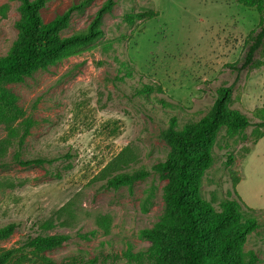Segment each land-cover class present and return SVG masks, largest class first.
Masks as SVG:
<instances>
[{"label":"rangeland","instance_id":"rangeland-1","mask_svg":"<svg viewBox=\"0 0 264 264\" xmlns=\"http://www.w3.org/2000/svg\"><path fill=\"white\" fill-rule=\"evenodd\" d=\"M104 1L73 10L58 36L85 30ZM79 2L46 0L41 21ZM19 5L20 0H0V56L17 45ZM145 8L159 15L131 23L123 18ZM257 22V11L235 0H114L95 40L66 49L20 79L2 80L23 115L34 120L21 159L71 154L69 160L22 166L13 160L14 144L0 158V227L17 225L0 237V252L20 246L27 235H67L42 252L23 248L7 264H155L129 254L149 248L142 231L166 214L167 174L151 170L173 150L162 132H180L204 115L220 86L232 87V108L248 114L264 106V67L236 73L225 66L240 58L244 37ZM255 57L262 59L259 52ZM124 60L133 69L128 76L120 66ZM144 83H159L163 92L134 95ZM6 129L0 123V139ZM250 130L243 133L247 139L217 131L199 194L216 210L221 201L237 196L252 209L258 227L242 248L255 252L254 264H264V136L253 144ZM139 168L150 173L131 183L105 185L110 176Z\"/></svg>","mask_w":264,"mask_h":264},{"label":"trees","instance_id":"trees-1","mask_svg":"<svg viewBox=\"0 0 264 264\" xmlns=\"http://www.w3.org/2000/svg\"><path fill=\"white\" fill-rule=\"evenodd\" d=\"M92 0H80L47 22H42L39 10L46 0H20L19 39L16 47L7 55L0 56V82L20 79L38 68L57 60L68 48L92 42L102 34L100 24L104 13L109 12L114 0H105L96 10L86 29L68 36L60 37L57 32L64 28L73 10L86 6ZM249 9L256 10L258 22L243 41V51L239 59L225 66L240 73L251 67H264V0H235ZM159 15L153 8H145L135 13L125 14V21H143ZM133 30L126 37L133 35ZM259 52L262 59H256ZM127 69L124 76L133 71L128 60L120 62ZM122 78V77H119ZM156 90L162 93L159 83H144L135 87L134 95L149 94ZM232 87L220 86L212 104L204 115L197 120L188 121L182 131L168 128L162 136L172 143V153L152 167V171L167 174L164 203L166 214L150 229L142 234L150 240V246L144 252L129 254L141 259L146 256L155 264H254L257 255L253 250L244 251L242 246L248 233L258 227V221L240 198H226L215 209L210 201L199 194L201 178L212 163L211 145L219 129L224 128L228 136H242L247 128L250 139L255 144L264 136V106H256L248 114L230 107ZM162 105L166 102L159 99ZM0 123L4 124L6 135L0 139V158L16 144L13 160L22 166L32 164H51L57 159H68L71 154L65 152L57 157L36 156L21 159L20 148L29 135L34 120L24 116L17 104V97L0 85ZM231 159V156L229 157ZM228 161L227 163H229ZM72 167L70 162L65 170ZM150 173L147 168L131 172H118L106 179L107 187H116L121 183H131ZM57 178L61 173H56ZM236 182V181H235ZM61 210V209H59ZM15 223L0 227V237L15 228ZM47 226L50 227L49 222ZM67 239L64 234L27 235L22 244L0 252V264L23 248L42 252L60 245ZM53 264V263H51ZM93 264V263H92Z\"/></svg>","mask_w":264,"mask_h":264}]
</instances>
